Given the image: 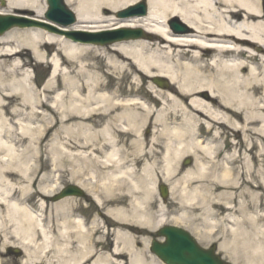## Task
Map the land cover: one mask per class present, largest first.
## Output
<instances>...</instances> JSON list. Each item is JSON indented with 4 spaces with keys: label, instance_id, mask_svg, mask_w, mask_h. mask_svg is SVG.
Listing matches in <instances>:
<instances>
[{
    "label": "bare ground",
    "instance_id": "1",
    "mask_svg": "<svg viewBox=\"0 0 264 264\" xmlns=\"http://www.w3.org/2000/svg\"><path fill=\"white\" fill-rule=\"evenodd\" d=\"M5 1L0 13L31 18L29 10L42 18L43 0ZM65 1L76 14V29L140 28L149 35L102 47L40 28L0 34V140L23 146L16 154L0 142V155L5 153L0 156V238L18 241L22 264L39 258L30 257L26 246L36 234L43 239L39 251L48 246L41 215L25 201L36 194L28 192L37 171L29 157L58 126L50 133L55 141L46 157L51 173H69L104 208L99 215L109 219L106 224L114 226V246L89 264H150L143 251L133 249L139 237L133 234H152L163 223L187 228L202 241L218 238L219 249L236 264L263 263L260 0H143L145 15L113 24L104 9L116 12L138 0ZM170 17L190 30L170 31ZM33 61L50 68L40 87L28 69ZM154 77L165 78L169 86L144 88ZM185 155L193 163L184 170ZM161 182L169 186L175 207L167 219L156 196ZM55 188L40 185L37 191L48 196ZM70 202H59L56 221L59 235L73 237L77 246L59 248L58 264H80L97 254L99 226L86 227L75 218Z\"/></svg>",
    "mask_w": 264,
    "mask_h": 264
},
{
    "label": "rangeland",
    "instance_id": "2",
    "mask_svg": "<svg viewBox=\"0 0 264 264\" xmlns=\"http://www.w3.org/2000/svg\"><path fill=\"white\" fill-rule=\"evenodd\" d=\"M139 1H143V0H138ZM0 6L1 8H5L6 4H2L0 2ZM68 7H70L68 5ZM71 8V7H70ZM260 9L263 12V8H262V4H261V0H260ZM103 15L107 18L112 19L108 24L110 23H118L120 21L121 18H119L116 15V12H113L109 9H104L103 10ZM54 26V25H52ZM56 34H58L60 31H66L63 32V35L67 38H71V36L66 35L72 31H84L83 29H76L73 26H68L67 28H59L56 27ZM54 28V30H55ZM16 29H20V28H16ZM58 30V31H57ZM50 31V30H49ZM78 37L80 38H84V39H89L90 37L87 35H79ZM110 45V44H109ZM103 46H107V45H103ZM184 50H187L184 48ZM186 57H189V52L186 54ZM207 57V56H206ZM37 62L33 61L32 65L28 67V69L30 70V75L32 77V79L36 82V84L40 87L42 86L48 79L49 74H50V68L43 65V64H36ZM241 72H247V69H242ZM143 82H140V84ZM150 83L154 84L152 82V80H146V82H144V88H146L147 86L150 85ZM156 85V84H155ZM169 86V85H168ZM143 95L145 97L148 98L149 94H147V92L145 93V89L143 90ZM59 129L58 126H55L52 128V130L49 131V134H45L43 140L41 141V151H39V153L37 155H35L34 157L31 156L29 157L30 162L33 164L32 167H34V169H36V173L34 175V185L31 187V189L28 190L29 193H36L33 196L29 197L28 199H26V204L29 205V207L37 210L40 212L41 214V220L44 223V225L46 226L47 232L49 234V238H48V246L45 248V250H43V252L39 251V248L43 245V239L39 234H36L34 237V241L32 243H29L27 246L28 250L31 253L30 257H36L38 256L39 258L37 260H39V262L44 263V262H49L51 264H57V261L59 260V255H57V251L59 248L62 247H66L70 250H73L76 246L77 243L73 242V237H69V238H65L59 235V229L57 226V218H58V212H59V208L57 207V205L59 204L60 200L58 202H49V196H42L38 191L37 188L38 186H44V185H48V184H53L56 186L55 190L51 193H55L57 192V190L66 184H75L77 182V180L71 179L70 174L65 172H60L58 173L57 171L51 173V163L46 160L47 156L51 157L50 153H49V149L51 147V144L54 143V138L50 135V133L52 134L55 130ZM145 132H148V129L145 130ZM1 143H4L5 145L11 147V151L13 153H21V151L23 150V146H19V145H14L13 142L10 141H6L4 140H0ZM35 147V151H37L38 145L34 144L33 145ZM6 152V151H5ZM5 153H2L1 155H3ZM0 155V156H1ZM39 158V160H37ZM189 158L191 160V162L188 165H184V160ZM46 160L45 166L40 165V162H44ZM193 163V157L189 156V155H185L181 161H180V165H182V168L185 170L187 169L191 164ZM71 168L70 166H66L65 169H69ZM44 174H47V176H50V178H46L43 177ZM54 179H57L56 181ZM81 180L84 179V177H80ZM55 181V184H54ZM161 184L166 185V187L169 190V186L164 183L161 182ZM158 186V185H157ZM156 187V185H155ZM82 189L84 190V192L86 193V197L87 199H80V198H75L72 197L71 202L68 203V208H73L74 210V217H81L82 220L84 221V223L86 224V227L90 226L91 223L93 222V225H98L99 226V231H96L94 233V239L97 242L95 250L97 251L96 256H91V259L87 258L85 259L81 264H88L90 263L92 260H94L96 257L99 259L102 255H104L106 252H108L115 244L116 241V235L113 232L114 226L112 225H107L106 222L109 221V219H107L105 216L103 215H99V213L104 212V208L102 207H98L94 204V202L92 201L91 197L88 195L87 191L82 187ZM157 189V188H156ZM158 198L162 199L160 197V195L157 193L156 195ZM40 199V200H39ZM69 199V198H66ZM43 201V207H40V202ZM262 203L264 202V198L261 201ZM164 208H165V212L167 213L166 216L164 217L165 219H167L168 217H170V215H172V210L175 207H172L173 204L171 203V199L169 198V193H168V197L166 198V200H164ZM220 213L222 212L221 210L219 211ZM222 218V215H220ZM194 224H197L196 222H193ZM172 225V224H170ZM160 228L157 227L155 228V231L152 234H133L136 236H139L134 244H133V249L137 250V251H143L145 253V256L147 257V260L150 261V264H163L162 262H160L156 257H154L152 255V253L149 250V244L150 241L154 238H157L155 235L156 230H158ZM188 232L191 233V235L196 239V241L202 246V247H207L210 244L214 243L217 246L220 243V240L216 237H211L209 238L207 241H202L200 239V237L193 233L191 230L185 228ZM218 234H225V233H218ZM211 235V234H209ZM160 239V238H158ZM18 241H16L15 238L8 236L7 239L5 238H0V263H12V262H20L22 259H15L12 256H7L6 253V248L9 246H15L17 244ZM18 246V245H17ZM21 248V247H20ZM217 252L222 255V257L224 259L229 260L231 263H233V261H231L222 250H220L217 247ZM23 259L25 258V256H22ZM236 264V263H233ZM260 264H264L260 263Z\"/></svg>",
    "mask_w": 264,
    "mask_h": 264
},
{
    "label": "water",
    "instance_id": "3",
    "mask_svg": "<svg viewBox=\"0 0 264 264\" xmlns=\"http://www.w3.org/2000/svg\"><path fill=\"white\" fill-rule=\"evenodd\" d=\"M47 3L49 6L48 11L45 14L47 18L62 25H68L74 22V15L71 11L66 9L62 0H47ZM145 10V4L141 2L119 12L118 15H142L145 13ZM13 25L24 26L28 25V23H22L17 17L12 15H0V33ZM172 25L177 31L185 30L184 27H177L174 21L172 22ZM117 33V36H111ZM108 35L110 36L100 38L97 41L103 44L121 38H135L142 36V32L141 30L121 29ZM154 81L160 85H164V82L158 78L154 79ZM188 161L189 160H186L185 163ZM160 191L162 196L165 197L166 188L161 186ZM68 195H82V192L78 187L69 185L64 188L60 194L53 197V200H57ZM157 235L164 236L165 240L164 242L153 240L150 250L166 264H227L223 262L219 256L214 254V246L210 249H203L199 247L193 237L181 228L167 226L159 230Z\"/></svg>",
    "mask_w": 264,
    "mask_h": 264
},
{
    "label": "flooded vegetation",
    "instance_id": "4",
    "mask_svg": "<svg viewBox=\"0 0 264 264\" xmlns=\"http://www.w3.org/2000/svg\"><path fill=\"white\" fill-rule=\"evenodd\" d=\"M8 264H19V263H8Z\"/></svg>",
    "mask_w": 264,
    "mask_h": 264
}]
</instances>
